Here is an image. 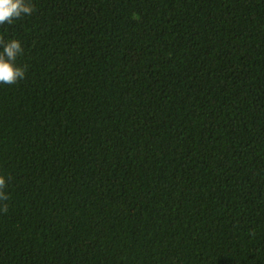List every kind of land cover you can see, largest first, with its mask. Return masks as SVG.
Listing matches in <instances>:
<instances>
[{
    "label": "trees",
    "instance_id": "16d2710c",
    "mask_svg": "<svg viewBox=\"0 0 264 264\" xmlns=\"http://www.w3.org/2000/svg\"><path fill=\"white\" fill-rule=\"evenodd\" d=\"M31 3L0 264H264V0Z\"/></svg>",
    "mask_w": 264,
    "mask_h": 264
},
{
    "label": "clouds",
    "instance_id": "9594fccd",
    "mask_svg": "<svg viewBox=\"0 0 264 264\" xmlns=\"http://www.w3.org/2000/svg\"><path fill=\"white\" fill-rule=\"evenodd\" d=\"M36 7L31 0H0V26L31 16ZM0 85H16L26 78L27 65L18 66V58L24 55L22 42L0 35ZM8 177L0 175V214L9 211Z\"/></svg>",
    "mask_w": 264,
    "mask_h": 264
}]
</instances>
